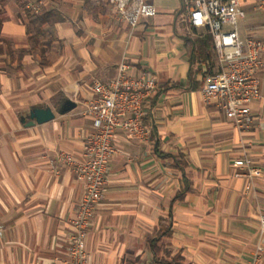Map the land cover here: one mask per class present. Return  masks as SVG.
Instances as JSON below:
<instances>
[{"label":"crops","instance_id":"crops-1","mask_svg":"<svg viewBox=\"0 0 264 264\" xmlns=\"http://www.w3.org/2000/svg\"><path fill=\"white\" fill-rule=\"evenodd\" d=\"M148 1L156 14L134 28L108 0L3 5L0 264H73L71 220L84 188L58 156L80 157L94 130L83 113L92 85L113 79L122 61L131 78L154 82L141 103L149 134L114 135L108 182L85 240L87 264H158L149 241L168 216L172 232L161 242L181 251L182 264H264V53L253 122L236 128L216 103L201 99L203 79L219 69L206 27L188 24L183 0ZM240 2L246 22L239 36L264 40V14L251 11L254 0ZM52 9L61 17L52 27L27 16ZM38 28L30 41L28 31ZM65 99L75 107L57 112ZM35 107H50L53 119L28 124ZM243 157L262 171L253 181L234 174L242 169L233 161Z\"/></svg>","mask_w":264,"mask_h":264},{"label":"built area","instance_id":"built-area-1","mask_svg":"<svg viewBox=\"0 0 264 264\" xmlns=\"http://www.w3.org/2000/svg\"><path fill=\"white\" fill-rule=\"evenodd\" d=\"M117 17L134 28L141 17L156 14V7L148 0H108ZM188 12V24L206 27L210 34L218 70L207 74L200 88L204 103H216L236 128H248L253 122L250 103L259 98L257 72L263 67L264 40L255 36L241 38L237 32V19L246 13L240 0H183ZM257 11L264 13V0H254ZM228 25L229 28H225ZM129 65L118 64L116 75L107 83L95 81L92 97L83 113L92 121L93 131L82 140L79 158L61 153L58 161L69 165L83 184V194L71 220L68 254L73 264H87L85 240L92 224L97 202L108 182L111 155L117 130L127 136L144 140L149 134L143 123L145 110L142 98L154 85L152 79L136 80L127 75ZM233 165L242 169L235 175L247 176L250 181L262 174L259 167L247 158H237ZM2 225L0 223V230ZM258 230L264 237V214L258 215ZM259 250L262 247H258Z\"/></svg>","mask_w":264,"mask_h":264},{"label":"trees","instance_id":"trees-1","mask_svg":"<svg viewBox=\"0 0 264 264\" xmlns=\"http://www.w3.org/2000/svg\"><path fill=\"white\" fill-rule=\"evenodd\" d=\"M7 0H0V28H1V14L3 11V5ZM28 18H31L32 21H36L40 26L47 25L52 27L53 24L61 19L60 15L55 10H49L38 14L27 15ZM29 30V28H28ZM30 36V41L37 40L41 30L38 28L35 31H28ZM183 193L180 192L178 197ZM159 227L157 230V234L154 238L150 239L149 244L152 249L153 260L158 264H182L183 256L181 251H177L176 253H171L169 248L164 247V244L161 242V238L163 236H169L172 232L170 217L160 218ZM160 251L163 253L160 255Z\"/></svg>","mask_w":264,"mask_h":264},{"label":"water","instance_id":"water-1","mask_svg":"<svg viewBox=\"0 0 264 264\" xmlns=\"http://www.w3.org/2000/svg\"><path fill=\"white\" fill-rule=\"evenodd\" d=\"M75 102L72 101L71 99H65L58 109L56 110L57 112L64 113L67 112L75 107ZM55 115V112L50 108V107H35L29 111V123L28 124H33L35 123H42L46 122L48 120L53 119ZM24 120V118H22Z\"/></svg>","mask_w":264,"mask_h":264},{"label":"rangeland","instance_id":"rangeland-1","mask_svg":"<svg viewBox=\"0 0 264 264\" xmlns=\"http://www.w3.org/2000/svg\"><path fill=\"white\" fill-rule=\"evenodd\" d=\"M7 1H8V0H7ZM7 1H6V2H7ZM6 2H5V3H6ZM5 3H4V4H5ZM244 11H245V10H244ZM251 11L256 13L257 10H256V8H255V4H253V7H251ZM260 13H262V12H260ZM263 14H264V13H263ZM245 22H246V19H245V21L242 20V19H239V18L237 19V27L239 28V30L241 31V33L244 31L243 28H244V23H245Z\"/></svg>","mask_w":264,"mask_h":264}]
</instances>
